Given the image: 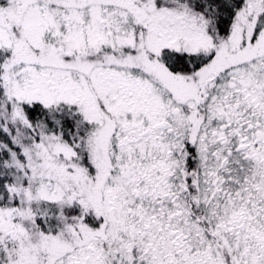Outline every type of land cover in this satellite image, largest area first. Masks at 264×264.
<instances>
[{"label": "snow or ice", "instance_id": "1", "mask_svg": "<svg viewBox=\"0 0 264 264\" xmlns=\"http://www.w3.org/2000/svg\"><path fill=\"white\" fill-rule=\"evenodd\" d=\"M0 264H264V0H0Z\"/></svg>", "mask_w": 264, "mask_h": 264}]
</instances>
